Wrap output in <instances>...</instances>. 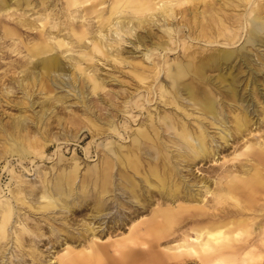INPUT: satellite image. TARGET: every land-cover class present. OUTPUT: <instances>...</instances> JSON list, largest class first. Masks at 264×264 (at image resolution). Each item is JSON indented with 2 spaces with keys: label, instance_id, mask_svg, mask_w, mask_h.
Instances as JSON below:
<instances>
[{
  "label": "rangeland",
  "instance_id": "1",
  "mask_svg": "<svg viewBox=\"0 0 264 264\" xmlns=\"http://www.w3.org/2000/svg\"><path fill=\"white\" fill-rule=\"evenodd\" d=\"M129 1L0 0V264H264V0Z\"/></svg>",
  "mask_w": 264,
  "mask_h": 264
},
{
  "label": "bare ground",
  "instance_id": "2",
  "mask_svg": "<svg viewBox=\"0 0 264 264\" xmlns=\"http://www.w3.org/2000/svg\"><path fill=\"white\" fill-rule=\"evenodd\" d=\"M151 0H130L129 1V5H134V7L138 6V4H142V3H147ZM245 29V28H244ZM229 33V32H228ZM248 35V34H247ZM153 90V89H152ZM155 90V89H154ZM163 90V89H162ZM147 102V101H146ZM211 108V107H210ZM151 111V110H150ZM66 145V144H65ZM121 145V144H120ZM145 163H148V162H145ZM130 164H132V166H134L136 168V162H131ZM171 165V164H170ZM151 170L153 171H156L157 172V166H153L152 163L149 165ZM141 167H144V166H141ZM138 169V168H137ZM135 170V169H134ZM146 170V169H145ZM150 173V172H149ZM104 178V176H97V185H100V183H98L99 181H101L102 179ZM160 180V179H159ZM165 183V182H164ZM162 186V183L159 184ZM164 186V185H163ZM162 186V187H163ZM236 188V185L235 186H231L230 187V190L231 191H234ZM173 189V188H172ZM169 195V194H168ZM171 195V194H170ZM175 195V193H174ZM170 196V198L172 200H174L176 198V196ZM188 197V196H187ZM147 198V197H146ZM163 198V197H162ZM185 198V197H184ZM190 199V198H189ZM73 212V211H72ZM154 216L157 217V216H162L164 219L168 220V221H173L174 219H179L181 217V213H174V212H170V211H163V210H158L156 212H154ZM125 219V218H124ZM118 226V225H117ZM87 230V229H86ZM219 236V235H217ZM216 238V237H215ZM132 245H135V243L132 242L131 246ZM112 246V247H111ZM110 247L111 248H116L115 251H113L114 253L115 252H118V254L120 255L119 256V259H117L118 261L115 260V263L116 264H130L131 263V251H133L132 247L128 248V247H124V246H121V245H118V244H115V245H111ZM90 250V249H89ZM94 253H97V254H100L99 251H92L91 254L88 253V252H84L82 257H76V258H68L66 259V263L64 264H75L76 262L80 263L82 262L83 264H87L89 262H91V260L93 259V256H94ZM115 255V254H114ZM117 255V254H116Z\"/></svg>",
  "mask_w": 264,
  "mask_h": 264
}]
</instances>
